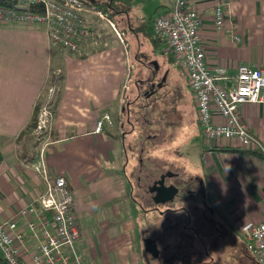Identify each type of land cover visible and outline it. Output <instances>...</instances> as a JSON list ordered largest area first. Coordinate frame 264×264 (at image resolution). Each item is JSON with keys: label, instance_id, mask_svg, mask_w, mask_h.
I'll return each instance as SVG.
<instances>
[{"label": "crops", "instance_id": "obj_1", "mask_svg": "<svg viewBox=\"0 0 264 264\" xmlns=\"http://www.w3.org/2000/svg\"><path fill=\"white\" fill-rule=\"evenodd\" d=\"M86 1L82 11L84 36L76 54L51 46L42 26L0 22V223L17 222L26 233L22 260L34 264L31 256L38 249L39 238L28 230L19 211L33 206L50 220L51 211L39 204L46 190L44 176L50 181L64 176L79 223L74 250L81 264H139L140 251H145L138 245L137 236L144 232L158 236L157 247H163L153 260L156 264H217L219 242L229 232L246 235L250 226L264 221V157L251 151L219 150L231 148L224 142L213 147L206 144L195 168L167 164L165 170L152 173L146 161L159 164L160 158L156 151L147 150L145 141L154 149L151 146L161 142L160 132H146L140 142L127 143L125 137L127 127L151 124L148 117L139 119L144 105L134 107L129 96L124 97L133 89L128 86V69L135 68L140 60L144 64L148 53L151 57L167 55L169 61L178 62L163 43L150 39L142 30L134 33L129 29L141 21L148 22L134 14L132 0L129 16L118 11L110 16L104 13L106 19L94 9L98 0ZM173 3L170 0L155 15L167 12ZM125 5L117 2L120 10ZM190 5L202 19L200 38L210 68L222 67L234 76L241 64L264 66V0H190ZM216 6L224 10L220 30L214 23ZM150 27L151 22L149 32ZM57 76L61 78L58 102L48 133L40 139L45 140L37 147L39 158L35 163H25L18 157L16 137L29 122L42 91ZM153 80L154 76L148 82L149 89L146 86L150 93L154 92ZM136 82L132 91L145 87L144 79ZM239 110L264 146V103L240 104ZM104 114L113 122L105 123L96 133V122ZM177 148L175 156L181 153ZM167 171L179 179L183 175L184 179L200 180L213 207L210 217L219 224V231L200 227L199 237L190 228L194 214L183 213L181 204L173 203L168 209L147 203L144 189ZM139 209L153 212L154 222L148 230L135 224L131 213ZM28 217L37 219L36 214ZM126 245L130 253L120 254Z\"/></svg>", "mask_w": 264, "mask_h": 264}, {"label": "built area", "instance_id": "obj_2", "mask_svg": "<svg viewBox=\"0 0 264 264\" xmlns=\"http://www.w3.org/2000/svg\"><path fill=\"white\" fill-rule=\"evenodd\" d=\"M82 0H14L0 4L1 23H23L42 26L50 45L68 53H80L79 40L84 36ZM100 18L107 16L97 12ZM224 10L214 9L217 30L223 27ZM202 19L190 5V0H174L171 8L155 15L153 31L164 40L167 50L184 70L193 93L199 130L210 147L224 142L234 149L259 152L264 155L262 142L252 133L242 118L239 105L264 103V66H238L234 76L222 67L208 66L200 38ZM238 40L237 36H234ZM128 89V86H124ZM49 112L43 108L37 129L49 128ZM112 118L104 114L96 122L95 132L102 131ZM46 182L45 193L39 197L43 210L51 211L48 220L33 206L25 207L19 215L25 217L28 230L39 238L38 249L31 258L34 264H81L74 248L79 237V223L73 211V195L64 176ZM36 214L37 219L28 216ZM26 233L14 220L0 223V253L6 264H26L21 257ZM246 248L258 264H264V221L249 227Z\"/></svg>", "mask_w": 264, "mask_h": 264}, {"label": "rangeland", "instance_id": "obj_3", "mask_svg": "<svg viewBox=\"0 0 264 264\" xmlns=\"http://www.w3.org/2000/svg\"><path fill=\"white\" fill-rule=\"evenodd\" d=\"M169 4L170 0H132L134 14L136 13V15L142 17L144 20H150L153 15L155 16L154 13L157 9L160 11L163 5L168 6ZM121 31L122 30H119L117 33L121 34L122 40L124 37H122L123 34ZM164 47L166 51H168L165 45ZM148 54L144 59V64H142L143 61L140 60L135 68L130 70L128 69L127 77V79L129 78L128 86L130 89L131 87L135 89L134 87L137 83L136 80L140 79L145 80V87H137L138 91H132L133 89H131L129 92V90H127L124 97L129 96V101L133 102L132 105L134 107H136V105H140V107L144 105L140 108V114L138 115L141 117L139 119L140 121H145L148 117L151 124L146 127L139 125L142 127L137 126L133 129L127 127V133L125 134L127 143L140 142L144 139L146 132H160L161 142L151 146L154 149L149 148L148 145L150 144L144 140L146 142L147 150L150 149L152 151H156L157 156L160 158L159 164L156 162L155 164H151L146 161L145 165L153 168L152 173L156 174V172L159 173L165 170L169 164L175 165L176 168H179L180 166L183 168L187 165L193 169L199 161V153L202 147L206 145V141L202 137L199 130L194 97L189 87L188 78L185 76L186 74H184V70L178 67V63L176 64L175 62L169 61L167 55H157L151 57V55ZM151 62H154L155 67ZM134 65H136V63ZM153 76V82L155 85L153 89L154 92L150 93L146 91V86H148L149 89L150 85L148 82L150 79H153ZM160 84H163V86ZM128 92L129 94H127ZM138 94L140 95L138 96ZM134 96L136 98H134ZM42 131L44 130L36 129L34 131V135L37 136V134ZM36 138L37 137H35V140H32L31 142L37 141L38 147L45 139L40 140V137ZM176 148L182 154L180 153L178 156H175L174 150H176ZM129 151L131 152V150L128 149V155L130 156ZM171 160L174 161L170 162ZM180 179H184V176L181 175ZM178 202L179 200L176 198L173 203L175 206H178ZM136 208H138V205ZM131 214L135 219V224L143 230H148L154 222L152 211L142 212L139 209L135 210ZM146 235L144 232V234L141 233L137 236L139 242L138 245L140 244L139 246L142 245V237H145ZM245 236L244 232L242 235L238 233L234 236L232 232H229L222 239L223 242H219L220 248L218 249L220 252L217 254L220 256L217 257V264H258L253 254L246 248ZM162 248L159 247L161 251ZM132 250L133 249L131 248V251ZM126 251L130 253V249L127 245L124 246L119 253H126ZM140 252L142 253V260L139 261V264H156V262L151 260L149 258L150 256L145 254V252L143 253L142 250Z\"/></svg>", "mask_w": 264, "mask_h": 264}, {"label": "trees", "instance_id": "obj_4", "mask_svg": "<svg viewBox=\"0 0 264 264\" xmlns=\"http://www.w3.org/2000/svg\"><path fill=\"white\" fill-rule=\"evenodd\" d=\"M123 1L126 5V7L123 10H120L119 6H117V2ZM14 0H0V4H11ZM83 3H87L86 0H82ZM94 9L97 12H101L102 14L107 13L109 16L112 14L119 12H123L125 15L130 14V3L129 0H98L96 1ZM156 13V12H155ZM154 13V14H155ZM130 18V17H129ZM154 15L146 21H141L136 28H133L132 26L129 27L134 33L137 29L142 30L145 35H147L152 40H158L160 44H164V40L160 37L159 34L155 33L153 31L152 22H153ZM149 22H151V32H149ZM51 85H49L46 89L42 91L40 96L38 97L36 104L34 106V110L32 113V116L29 120V122L22 128V130L19 132L18 136L16 137V145L18 148V157L20 160H22L25 163H35L38 158L39 154L37 153V141L31 142L32 140H35V137H42L44 135H47L48 130H44L41 133L37 134V136L34 135V131L37 129L38 125V118L41 110L45 108L49 114L48 119L49 121L52 118V115L55 111L56 104L58 102V91L60 90V81L61 78L59 76L52 78ZM36 138V139H37ZM222 151H239V152H246L244 150H234L232 148H218ZM255 155L264 157L259 152H252ZM2 161V155L0 151V163Z\"/></svg>", "mask_w": 264, "mask_h": 264}, {"label": "flooded vegetation", "instance_id": "obj_5", "mask_svg": "<svg viewBox=\"0 0 264 264\" xmlns=\"http://www.w3.org/2000/svg\"><path fill=\"white\" fill-rule=\"evenodd\" d=\"M162 86V84H160ZM166 172H163L161 174H165ZM160 174V175H161ZM175 175V174H174ZM173 175V176H174ZM160 176L153 180L150 185H147V187L144 189L145 193L148 194V200L147 203L149 205H153L154 207L158 206H166V208L169 209V206L173 205V202L177 198L179 200L180 210L185 214H194V218L191 219L190 222V228L192 230H195L197 235L200 237V231L201 228L203 230L207 228H213L214 230L217 229V231L220 230L219 224H216V222L210 217V214L213 213V207H211L207 202V190L203 188L200 180L194 179V178H187V179H179L178 177H166L164 179L165 186L174 185L178 188V195L175 196V198L170 202L165 203H156L154 201V192H150L149 188L154 185L156 181H158ZM204 218L203 221H201V218ZM201 227V228H200ZM147 234V235H146ZM145 237H142L141 243L143 245L144 239H152L156 241L158 240V236L151 232H145ZM221 236V234H220ZM145 254L149 255L151 260L157 259L153 258L151 253L145 252ZM167 262V259H163L162 262Z\"/></svg>", "mask_w": 264, "mask_h": 264}, {"label": "water", "instance_id": "obj_6", "mask_svg": "<svg viewBox=\"0 0 264 264\" xmlns=\"http://www.w3.org/2000/svg\"><path fill=\"white\" fill-rule=\"evenodd\" d=\"M174 174L166 172L161 174L158 181L149 188L150 192H154V201L156 203H165L172 201L176 195H178V188L174 185L165 186L164 179L166 177H172ZM143 248L145 252L151 253L153 258L159 257V249L156 241L150 238L143 240ZM3 264H6L3 262Z\"/></svg>", "mask_w": 264, "mask_h": 264}]
</instances>
